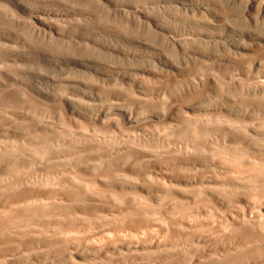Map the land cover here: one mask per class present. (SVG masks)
<instances>
[{"label": "rangeland", "instance_id": "obj_1", "mask_svg": "<svg viewBox=\"0 0 264 264\" xmlns=\"http://www.w3.org/2000/svg\"><path fill=\"white\" fill-rule=\"evenodd\" d=\"M16 1L0 0V264H264V16Z\"/></svg>", "mask_w": 264, "mask_h": 264}, {"label": "bare ground", "instance_id": "obj_2", "mask_svg": "<svg viewBox=\"0 0 264 264\" xmlns=\"http://www.w3.org/2000/svg\"><path fill=\"white\" fill-rule=\"evenodd\" d=\"M231 1H237V2H239L240 4H241V6L243 7V11H246V12H248L249 14H250V12L251 11H254L256 14H258V15H262V16H264V0H231ZM20 1H16V0H14V3H15V5L16 6H18V7H23L24 5L23 4H21V3H19ZM195 2V1H194ZM198 2L199 1H197L196 3H194V4H197V5H193L194 7V9L196 10V11H202V10H204V7H202V6H200L199 4H202V3H199L198 4ZM202 2V1H201ZM204 2V1H203ZM193 3V2H192ZM204 4V3H203ZM206 8V7H205ZM251 16V15H250ZM35 19L36 20H39L40 19V17L39 16H36L35 17ZM244 50V49H243ZM60 99H62V97L60 96ZM127 119V122H130L131 121V118L130 117H126ZM69 130V129H68ZM61 134V133H60ZM62 137H63V135H61ZM66 139V138H65ZM134 140V139H133ZM132 140V141H133ZM65 142V141H64ZM127 163V162H126ZM87 164V163H86ZM42 180V179H41ZM44 181V180H43ZM38 183L40 182V180L39 181H37ZM42 182V181H41ZM45 183L46 182H44V185H45ZM43 184V183H42ZM42 184H41V186H42ZM47 185V184H46ZM48 185H49V183H48ZM51 187H52V185H50ZM49 187V186H48ZM211 187V186H210ZM41 198V197H40ZM24 199V198H23ZM35 199V198H34ZM37 199H39V198H37ZM28 200V199H27ZM26 200V201H27ZM42 201V200H41ZM43 202V201H42ZM6 203V202H5ZM174 204V203H173ZM38 205V204H37ZM40 207V206H39ZM32 214V213H31ZM33 216H34V214H33ZM31 217H32V215H31ZM255 219V218H254ZM253 219V220H254ZM250 220H252V219H250ZM257 220V219H256ZM254 223V222H253ZM262 223V222H261ZM261 223H258V224H261ZM18 230H20V229H18ZM13 231V230H12ZM14 231H16V230H14ZM49 234V233H48ZM50 235H52V234H50ZM48 236V235H47ZM158 242V241H157ZM159 242H161V241H159ZM158 242V243H159ZM158 243H155L156 245L158 244ZM139 244V243H138ZM154 244V243H153ZM160 244V243H159ZM160 249V248H159Z\"/></svg>", "mask_w": 264, "mask_h": 264}]
</instances>
